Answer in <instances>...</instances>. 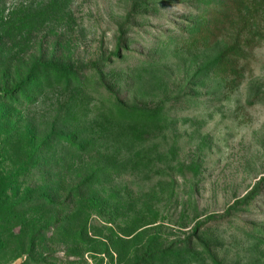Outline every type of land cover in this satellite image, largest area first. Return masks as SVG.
<instances>
[{
	"label": "rangeland",
	"instance_id": "1",
	"mask_svg": "<svg viewBox=\"0 0 264 264\" xmlns=\"http://www.w3.org/2000/svg\"><path fill=\"white\" fill-rule=\"evenodd\" d=\"M1 11L38 71L0 102V264H264V0Z\"/></svg>",
	"mask_w": 264,
	"mask_h": 264
},
{
	"label": "trees",
	"instance_id": "2",
	"mask_svg": "<svg viewBox=\"0 0 264 264\" xmlns=\"http://www.w3.org/2000/svg\"><path fill=\"white\" fill-rule=\"evenodd\" d=\"M12 18V17H11ZM6 20L3 18L2 11L0 12V102L8 101V99L12 97H16L19 95L21 90L28 85L35 76V71H38L36 67L37 65L26 66L25 76L23 78L20 77L22 75L19 71V65H21V61L18 59L21 50L16 48L15 40L19 36V28L14 21ZM18 66V67H17ZM42 69V68H41ZM23 73V72H22ZM117 97L115 96V99ZM11 118L9 116H0V123L7 124L10 123ZM21 136V133H18ZM0 136L5 137L8 140L6 141V158H10L9 153H11V146L17 143V149L20 146L21 142L24 140H10L13 137H17V133H12V131L5 132L0 134ZM23 136V134H22ZM22 139V137H21ZM36 141V144L34 143ZM38 140H30L28 143L30 144V151L33 153L34 148L33 145H37ZM34 143V144H33ZM41 144V142H40ZM39 147V146H38ZM34 161L33 159H29V162ZM35 162L33 163V165ZM4 181H1L3 184ZM29 193H24L22 195V199L26 196H29ZM57 200L55 195H43L39 196L37 200H34L38 203L45 204L48 206H53V203ZM21 203V202H20ZM62 204V203H61ZM24 206L23 203L20 204ZM31 244V242H30ZM33 251V247L30 248V252Z\"/></svg>",
	"mask_w": 264,
	"mask_h": 264
}]
</instances>
